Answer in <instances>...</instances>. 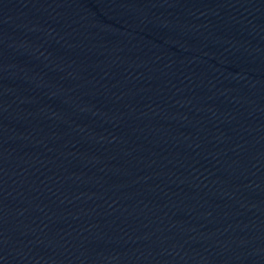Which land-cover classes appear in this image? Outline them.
Wrapping results in <instances>:
<instances>
[{"label":"water","instance_id":"obj_1","mask_svg":"<svg viewBox=\"0 0 264 264\" xmlns=\"http://www.w3.org/2000/svg\"><path fill=\"white\" fill-rule=\"evenodd\" d=\"M0 264H264V0H0Z\"/></svg>","mask_w":264,"mask_h":264}]
</instances>
